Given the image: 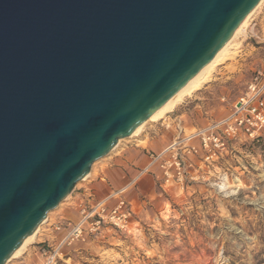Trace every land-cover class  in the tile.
<instances>
[{
    "label": "water",
    "instance_id": "obj_1",
    "mask_svg": "<svg viewBox=\"0 0 264 264\" xmlns=\"http://www.w3.org/2000/svg\"><path fill=\"white\" fill-rule=\"evenodd\" d=\"M260 2L0 0V264Z\"/></svg>",
    "mask_w": 264,
    "mask_h": 264
},
{
    "label": "rangeland",
    "instance_id": "obj_2",
    "mask_svg": "<svg viewBox=\"0 0 264 264\" xmlns=\"http://www.w3.org/2000/svg\"><path fill=\"white\" fill-rule=\"evenodd\" d=\"M228 48L203 87L95 162L7 264H40L42 251L55 248L82 210L103 200V186L111 178L119 185L124 173L149 165L148 157L173 142L178 124L193 132L231 114L264 70V1ZM195 159L193 179L183 191L162 187L155 166L144 172L150 183L139 181L121 195L131 214L130 231L106 225L98 235L64 245L58 264H264V139L229 142L213 159L200 150ZM116 203L111 199L109 206Z\"/></svg>",
    "mask_w": 264,
    "mask_h": 264
},
{
    "label": "built area",
    "instance_id": "obj_3",
    "mask_svg": "<svg viewBox=\"0 0 264 264\" xmlns=\"http://www.w3.org/2000/svg\"><path fill=\"white\" fill-rule=\"evenodd\" d=\"M242 138L250 141L264 139V70L257 72L249 82L247 92L235 103L228 117L187 133L178 124L173 142L158 154L152 155L143 173L155 166L160 174L162 187H174L183 191L193 179L191 169L195 166L194 159L198 157L200 150L206 153V159H213L228 147L229 142ZM197 140L198 146L194 144ZM124 191L113 192L90 209L84 208L80 220L70 228L55 248L42 251V264H58L64 245L84 241L88 235H98L106 225L129 232L131 214L126 200L121 196ZM115 198L116 205L110 207V200Z\"/></svg>",
    "mask_w": 264,
    "mask_h": 264
},
{
    "label": "bare ground",
    "instance_id": "obj_4",
    "mask_svg": "<svg viewBox=\"0 0 264 264\" xmlns=\"http://www.w3.org/2000/svg\"><path fill=\"white\" fill-rule=\"evenodd\" d=\"M264 0H261V2L259 3L258 6H260V4L263 2ZM258 6L255 8V10L244 20V22L240 25V27L236 30V32L234 33L232 39L223 47V49L217 54V56L208 64V66L198 75V77L194 80V82L191 84V86L184 92L182 93L180 96H178L175 100H173L169 105H167L160 113H158L153 119H148L143 127L138 130L136 133H134L132 136L137 135L143 128L144 126L149 122V121H155L158 120L159 118H161L166 112H168L169 110H171L172 108H174L176 105H178L185 97L193 94L195 91H197L198 89H200L201 87H203L208 81H209V75L212 72L213 68L216 66V64L219 61H224L223 56H225V54L228 51V46L229 44L243 31V29L247 26L248 21L250 20L251 16L253 15V13L256 11V9L258 8ZM228 58V57H227ZM89 176V175H88ZM87 176V177H88ZM85 177V179L87 178ZM40 228V227H39ZM39 228L30 236L27 238V240L22 244V246L17 250V252L11 257H15L17 255H19L23 249L25 248V246L31 242L34 238V236L36 235V233L38 232Z\"/></svg>",
    "mask_w": 264,
    "mask_h": 264
},
{
    "label": "crops",
    "instance_id": "obj_5",
    "mask_svg": "<svg viewBox=\"0 0 264 264\" xmlns=\"http://www.w3.org/2000/svg\"><path fill=\"white\" fill-rule=\"evenodd\" d=\"M148 159H149V162H150V158L149 157H148ZM144 164H145L144 166H139L140 168L135 170V172H133V173H129V174H128V172L124 173L125 175L123 176V183H120L119 185H117V183L114 182L113 179L111 178L110 182L107 183V185L103 186V190H102L103 192H101V195L103 194V197H101V199L104 200L109 194H111L114 191L123 190L124 189L125 192H126L129 189L135 187L137 182L142 181L144 179L143 171L146 168V166L148 165V162H147V164H146V162ZM141 174H142V176H141ZM154 177L156 178V180L160 181V175L159 174H155ZM148 183H150V179L146 180V178H145V181L143 182V185L144 184L148 185ZM43 262H44V257H43V259H42L40 264H42Z\"/></svg>",
    "mask_w": 264,
    "mask_h": 264
},
{
    "label": "trees",
    "instance_id": "obj_6",
    "mask_svg": "<svg viewBox=\"0 0 264 264\" xmlns=\"http://www.w3.org/2000/svg\"><path fill=\"white\" fill-rule=\"evenodd\" d=\"M258 141H261V140H258Z\"/></svg>",
    "mask_w": 264,
    "mask_h": 264
}]
</instances>
